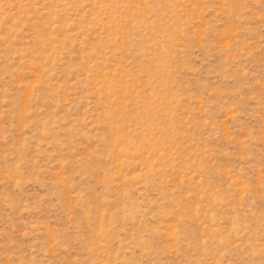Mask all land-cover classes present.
Here are the masks:
<instances>
[{"label":"rangeland","instance_id":"rangeland-1","mask_svg":"<svg viewBox=\"0 0 264 264\" xmlns=\"http://www.w3.org/2000/svg\"><path fill=\"white\" fill-rule=\"evenodd\" d=\"M0 264H264V0H0Z\"/></svg>","mask_w":264,"mask_h":264}]
</instances>
